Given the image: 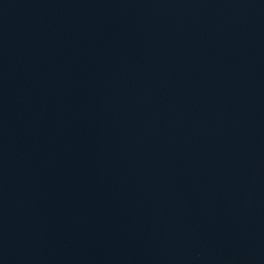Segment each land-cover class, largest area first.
<instances>
[{
    "label": "water",
    "instance_id": "water-1",
    "mask_svg": "<svg viewBox=\"0 0 264 264\" xmlns=\"http://www.w3.org/2000/svg\"><path fill=\"white\" fill-rule=\"evenodd\" d=\"M0 264H264V0H0Z\"/></svg>",
    "mask_w": 264,
    "mask_h": 264
}]
</instances>
